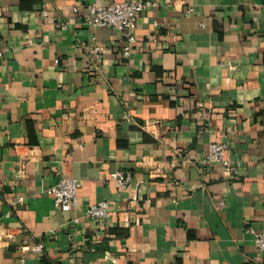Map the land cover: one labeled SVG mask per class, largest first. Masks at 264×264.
I'll return each instance as SVG.
<instances>
[{
    "label": "crops",
    "instance_id": "crops-1",
    "mask_svg": "<svg viewBox=\"0 0 264 264\" xmlns=\"http://www.w3.org/2000/svg\"><path fill=\"white\" fill-rule=\"evenodd\" d=\"M123 1L0 0V264H264V0H153L129 57L84 23ZM212 143L231 167L206 165Z\"/></svg>",
    "mask_w": 264,
    "mask_h": 264
},
{
    "label": "built area",
    "instance_id": "built-area-1",
    "mask_svg": "<svg viewBox=\"0 0 264 264\" xmlns=\"http://www.w3.org/2000/svg\"><path fill=\"white\" fill-rule=\"evenodd\" d=\"M181 1V0H178ZM157 3L153 0H134L115 2L107 6L96 3L90 4L87 7L86 15H84V23L93 27L109 26L120 32L126 39L124 48V56L129 57L133 51L134 45L137 42L135 35V27L138 18L144 12L148 11ZM75 12H80V8L75 7ZM192 9L188 10L190 13ZM95 58L100 59L106 49L103 46L97 45L93 47ZM4 55V51L0 49V61ZM229 145L226 143H212L209 152L204 161L206 165L221 164L225 167L232 166V163L227 159ZM111 179L123 188L127 189L132 182L133 176L130 171H116L111 175ZM82 186L81 181L73 177H62L56 184L49 189V193L54 197L57 207L64 211H70L75 208L78 201V191ZM2 199L0 192V201ZM24 198H20L13 202L17 204ZM89 219L95 222L104 223L111 216V204L109 201H101L87 210ZM76 222L79 219H75ZM248 232H255V244L257 248L264 253V232H257L253 228L248 229ZM36 253H43L44 243H39L33 247Z\"/></svg>",
    "mask_w": 264,
    "mask_h": 264
}]
</instances>
